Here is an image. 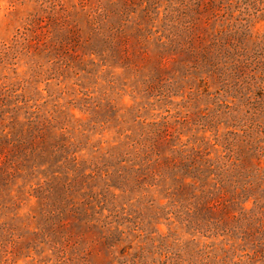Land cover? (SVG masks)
I'll list each match as a JSON object with an SVG mask.
<instances>
[{
  "label": "rangeland",
  "instance_id": "1",
  "mask_svg": "<svg viewBox=\"0 0 264 264\" xmlns=\"http://www.w3.org/2000/svg\"><path fill=\"white\" fill-rule=\"evenodd\" d=\"M192 151L216 167L248 162L213 193L234 208L193 206ZM239 212L231 229L258 239L264 0H0V264H121L137 251L183 264L191 243L264 264L252 247L264 239L246 258L230 231L185 225ZM116 228L113 247L89 237ZM191 261L222 264L213 252Z\"/></svg>",
  "mask_w": 264,
  "mask_h": 264
},
{
  "label": "trees",
  "instance_id": "2",
  "mask_svg": "<svg viewBox=\"0 0 264 264\" xmlns=\"http://www.w3.org/2000/svg\"><path fill=\"white\" fill-rule=\"evenodd\" d=\"M181 154L179 153V156ZM187 155H192L193 157L190 158L188 156V158L183 159L182 161H184V164L187 165H183L184 167H182V171H189L187 172L188 175H191L190 177H195L196 179H199V181L201 182V186H192L191 187V191H193V206L196 207V210L199 209L203 210L204 212H209V213H214L215 211L213 210V207L216 206H222L224 207L226 210L227 208H234V206L236 205L234 201V199H232L231 202L224 204V202L226 200H221L222 203H219L217 201V197L216 199H214L213 197L215 196L213 193H216V196H219V194L221 193L222 189L224 187H226L227 182V178L226 176H228V174L231 171V166H233L234 168L232 170H236L234 171V174H238L239 176L243 175V172L245 174H249V171L247 170H243L244 168H242V166L246 165L248 162L243 161V156L242 154H238V159H235L234 162L239 163L238 165L235 164H229L228 166H226L225 164H221L219 162L220 167H216V163L215 161H211L210 159L206 158L208 155H205L202 157V155H200L199 152H195L192 151V153H189ZM182 156V155H181ZM199 158H203L202 162H199L198 159ZM168 162V161H167ZM231 163V162H230ZM169 164L172 165L174 167L175 164H172L171 161H169ZM230 167V168H229ZM214 171V172H213ZM195 172L197 173L195 176ZM212 175L215 177L214 183L212 186H209V182H208V177ZM229 181H231L230 179H228ZM231 184H228V187ZM190 191V192H191ZM220 198V197H218ZM224 201V202H223ZM216 202V203H215ZM240 204H238L239 207ZM212 208V209H211ZM91 215V214H90ZM241 213L239 212V217H234V216H228V218H230L228 220V222L226 223H222L219 220H212L209 221V218H207L206 220H203V224L199 221H197L195 224H191V223H187L185 224L189 229H192L193 231H197L198 233H200V231H203V237H205L204 235H210L212 237H216V236H220L217 235L215 233H211L212 230H219V231H230V236L232 238V240H240L242 241L243 245L245 246V249L242 248L240 251L241 253H243L245 255L246 258H248V253H250V246H249V250L247 251V242H255L256 240L259 239H264V232L259 229H257L258 232V239H256L253 234L250 233L249 230L247 231H242L241 227H238V229L236 227H234V230L231 229L232 223L234 222V224L236 225V222L238 221V218H240L241 222L242 219H246L244 217L240 216ZM92 216V215H91ZM183 221H185L184 217H180V223H182ZM247 223V222H246ZM117 228L120 227L119 224H117ZM86 228H97L96 225L93 224H89V223H85ZM117 228L109 231L106 230V234L103 235L104 237L101 236H97L98 234L102 233V231L98 230V232H96L95 234H90L89 237L93 238L96 237V240L99 242H103V243H108L109 247H113L116 243H120L123 240L122 235L124 234V232L118 230ZM233 228V226H232ZM232 232V233H231ZM211 233V234H210ZM235 233H239L240 236H237L238 234ZM208 237V236H206ZM85 243H87V240H84ZM112 244V245H111ZM264 244V243H263ZM252 247L256 248L257 250L261 251L264 247L259 246V245H255L252 244ZM129 248V247H128ZM203 250H199L201 248H199L197 245L195 244H186L185 245V250L187 251L186 253H188L189 257H191V259H193V256L199 257V256H203L205 255V257L211 256L212 252L216 254L217 257H219L222 261V264H225L226 262H229L230 264H235L234 259L235 257H237L238 253H237V249L235 248V245L232 244L230 245L227 249H221L218 248L217 251H213L211 250V246H203L202 247ZM130 249V248H129ZM179 255L178 250L175 251V253L172 254V256H176ZM126 259L124 261L119 260L121 262V264H153L152 262H149V259L147 256H145V254L141 251H137L132 253L131 255H129L128 257H125ZM172 258V257H171ZM172 264L173 263V259H171ZM191 259L188 260V262H186V260H184L183 264H196V262H192ZM205 260V259H204ZM195 261V260H194ZM228 263V264H229ZM160 264H165V261L163 263ZM166 264H170V263H166Z\"/></svg>",
  "mask_w": 264,
  "mask_h": 264
}]
</instances>
